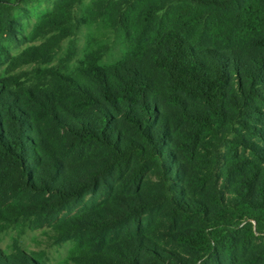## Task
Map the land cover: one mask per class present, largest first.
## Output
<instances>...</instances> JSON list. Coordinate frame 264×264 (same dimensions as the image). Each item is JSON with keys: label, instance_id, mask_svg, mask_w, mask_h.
<instances>
[{"label": "trees", "instance_id": "obj_1", "mask_svg": "<svg viewBox=\"0 0 264 264\" xmlns=\"http://www.w3.org/2000/svg\"><path fill=\"white\" fill-rule=\"evenodd\" d=\"M42 1L49 0H0V68L8 64L0 75V188L7 183L11 196L49 197L45 205L61 211L101 185L112 189L118 177L128 190L119 215L87 227L115 232L129 223L137 231L145 214L164 204L172 223L184 226L170 237L185 254L131 234L113 251L74 253V264H264V237L256 244L264 233V0H169L181 3L170 26L162 15L167 5L150 0L137 19L159 28L141 54L104 67L90 63L76 76L55 68L15 74L47 60L42 46L11 54L12 45L27 39L14 11ZM60 1L32 40L50 35L58 46L79 28L71 22L83 0ZM103 1L100 13L108 9L125 26L135 0ZM196 31L211 40L236 39L248 57L202 44ZM173 123L183 127L191 159L208 144L210 168L201 182L211 183V203L186 197L179 185L184 171L170 148ZM61 146L78 154L77 166L63 162ZM224 146L233 159L217 171ZM151 173L158 177V193L140 188ZM223 176L239 178L235 197L223 194ZM15 215L0 209V221ZM0 264L42 263L33 253L0 249Z\"/></svg>", "mask_w": 264, "mask_h": 264}, {"label": "rangeland", "instance_id": "obj_2", "mask_svg": "<svg viewBox=\"0 0 264 264\" xmlns=\"http://www.w3.org/2000/svg\"><path fill=\"white\" fill-rule=\"evenodd\" d=\"M107 1V0H105ZM150 0H135L134 8L127 17L126 28L116 23L110 11L106 9L102 15L97 7L103 0H83L73 11L71 24L78 23V29H72V36L63 40L58 46L54 41H49V36L32 40L31 35L35 28L48 20V14L56 7L60 0L42 1L34 4H21L20 8L14 11L19 17L26 41L12 45L11 54L16 56L30 47H43L47 53L46 62L38 65L23 66L14 73L36 72L37 69L55 68L66 75L76 76L81 68L90 63L99 66L114 65L129 57L139 55L143 50L154 43L157 36L158 25L152 24L148 27L138 22L137 15L143 4ZM167 5L164 11V24L170 26L172 16L181 3H172L169 0H154ZM201 36L198 31L195 35ZM200 43L222 47L228 53L233 51L241 52L248 57V50L244 44L236 39L230 38L220 41L211 40L208 36H201ZM75 46L74 54H71ZM43 55V54H42ZM46 55V54H45ZM8 64L0 68V75H3ZM35 75V74H34ZM163 82L162 77H157ZM166 113L169 107L163 106ZM172 140L170 148L175 154L177 163L183 165L184 173H181L179 185H182L186 197L199 198L211 203L213 191L211 183L203 185L201 179L207 177L210 168V157L207 152L208 144L204 142L198 149L193 159L190 158L184 129L182 126L172 125ZM263 145L260 140H256ZM63 162L71 167L80 163L77 153L70 152L65 146L59 148ZM232 152L226 146L222 147L218 155L217 171H222L224 165L233 159ZM93 159L99 160L98 152L89 153ZM223 176L220 180L223 194L226 198L235 197L239 188L238 177ZM113 188L106 189L103 185L92 193L82 196L78 201L68 205L61 211H55L45 205L49 197L34 195L28 192H21L15 196L8 193V184L0 188V209L16 212V217L11 222L0 221L2 226L0 232V249L11 254L17 250H24L35 254L42 264H74L72 257L74 253L81 251H113L119 241L128 235H138L147 238L150 242L168 250L178 251L185 254L184 250L174 243L170 234L183 228V224L172 223L169 206L167 204L157 206L147 212L139 224L137 231L129 223H121L115 232L99 231L86 225L96 218H112L119 215L121 197L126 196V180L115 178ZM140 188L147 193H158L161 190L156 174L151 173L140 184ZM76 229L75 227L80 226ZM74 229L70 234L69 230ZM259 236L256 242L260 246L263 241ZM240 257L245 254L240 253ZM226 261L228 258L223 256Z\"/></svg>", "mask_w": 264, "mask_h": 264}]
</instances>
